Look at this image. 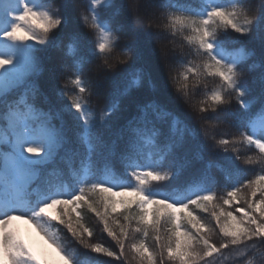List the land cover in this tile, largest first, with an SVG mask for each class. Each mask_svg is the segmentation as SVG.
<instances>
[{
	"label": "snow or ice",
	"instance_id": "1",
	"mask_svg": "<svg viewBox=\"0 0 264 264\" xmlns=\"http://www.w3.org/2000/svg\"><path fill=\"white\" fill-rule=\"evenodd\" d=\"M113 261L264 264V0L0 3V264Z\"/></svg>",
	"mask_w": 264,
	"mask_h": 264
},
{
	"label": "rangeland",
	"instance_id": "2",
	"mask_svg": "<svg viewBox=\"0 0 264 264\" xmlns=\"http://www.w3.org/2000/svg\"><path fill=\"white\" fill-rule=\"evenodd\" d=\"M3 0H0V3H2ZM16 230L18 231V233L22 236V238L25 239L26 243H29L34 250H36L37 252L41 251V242L39 241V239L36 237L35 233L32 232L27 225L24 224H16ZM42 255V253H41Z\"/></svg>",
	"mask_w": 264,
	"mask_h": 264
},
{
	"label": "trees",
	"instance_id": "3",
	"mask_svg": "<svg viewBox=\"0 0 264 264\" xmlns=\"http://www.w3.org/2000/svg\"><path fill=\"white\" fill-rule=\"evenodd\" d=\"M260 2H261V0H254V3H256V4H258V3H260ZM232 35H233V36H238V34H235V33H232ZM180 42H181V41L178 39V40H177V43H180ZM124 51H128V49L123 48V47H122V48H119V49H117V54H120V53H122V52H124ZM176 53H177L178 56L180 55V49H179V48H177ZM208 86H209V88L212 87L211 82L209 83ZM200 88H201V90H202L203 85H201ZM95 103H96V102L93 101V104H94V105H95ZM248 154L251 155V153H248ZM241 155H242V156L244 155L243 150L241 151ZM247 167H249L250 169H252L253 166H247ZM256 170H258V167L256 168ZM249 174H251V171L249 172ZM87 223L89 224V226H93V227H95V218L89 215V216L87 217ZM97 235H98V237H99V236L102 235V234L98 233ZM103 239H104V240H107L108 238H107L106 236H104ZM109 243H111V241H109ZM100 259H107V258H100ZM112 264H116V262L113 261Z\"/></svg>",
	"mask_w": 264,
	"mask_h": 264
}]
</instances>
